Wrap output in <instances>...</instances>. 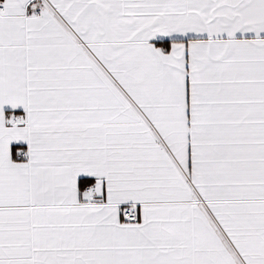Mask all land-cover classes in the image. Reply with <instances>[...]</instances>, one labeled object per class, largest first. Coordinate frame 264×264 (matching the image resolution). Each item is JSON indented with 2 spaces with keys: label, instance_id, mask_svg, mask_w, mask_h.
<instances>
[{
  "label": "snow or ice",
  "instance_id": "6c2138e0",
  "mask_svg": "<svg viewBox=\"0 0 264 264\" xmlns=\"http://www.w3.org/2000/svg\"><path fill=\"white\" fill-rule=\"evenodd\" d=\"M0 264H264V0H0Z\"/></svg>",
  "mask_w": 264,
  "mask_h": 264
}]
</instances>
